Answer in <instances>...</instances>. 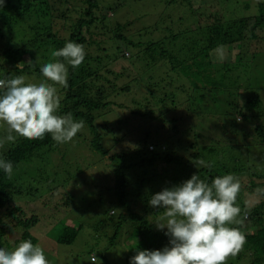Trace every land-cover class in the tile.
<instances>
[{
    "label": "trees",
    "instance_id": "1",
    "mask_svg": "<svg viewBox=\"0 0 264 264\" xmlns=\"http://www.w3.org/2000/svg\"><path fill=\"white\" fill-rule=\"evenodd\" d=\"M219 1L223 4L231 1L237 4L242 2V0ZM101 2L102 0H4L3 6L0 7V24L4 26L3 29L13 30L15 25L23 27L24 20L31 18V16L35 20L27 26L28 29L26 27V30L20 29L18 31L17 36L22 35V37L17 39V42L16 39L9 41L5 49L0 52V57H3V61H0V78L10 79L32 74L38 79L44 80L45 78L39 72L40 65L62 59L52 57V50L64 47L68 41L84 46L86 56L82 64L74 69L68 66V86L65 88L57 85L61 97L58 114L71 113L75 120H83L84 126L90 130L88 133H84L86 135V138L83 137L86 139L84 143H88L87 145L91 149L99 151L104 158L116 163L115 168L111 170V202L104 215L113 217L116 215V211L122 212L115 224V232H119L126 224L131 230L132 244L138 246L134 253L127 257L126 264H129L130 258L136 254L137 250H160L169 243V238L164 234L166 230H156L144 217V213L147 212H153L156 215L164 213L163 208H153L149 205L148 201L151 195L160 192L163 188L180 184L194 173H197L201 179L209 184L215 177L225 175L226 171L228 172L226 167L222 165L219 168L217 163H213L214 158L220 152L219 147L232 149L238 146V148H243V152H249L250 147L255 146L263 152L264 108L262 100L257 94H252L255 96L244 99L238 93V100L236 101L238 104L233 105L231 109L235 110L236 122L243 121L244 125L241 128L237 127L234 131L222 127L226 135L223 142L220 139L210 148L203 147L201 150H195V155L189 156L186 162H183V154L187 153V150L184 153H179L183 146L181 139H178L177 145H173L175 148H168L164 143L155 144L151 141L154 134L152 129H156L155 131L160 133V130L166 125H170V132L168 130L160 134L165 138L174 137L175 134L181 135L178 120L182 115L179 114L177 118L169 115L168 112L178 109L182 102H171L172 105L168 111L166 101L159 98L154 99V97L159 96H154L153 92L149 91L153 101L148 100L147 103L142 101L130 115L122 114L126 105L115 103L114 98L132 92L131 90L135 88L136 83L129 85L127 76L122 79L121 74H113L114 83L104 78L106 83L110 84L109 88H105L103 84L99 85L102 78L101 75L97 74V66L102 65L103 61L106 60L103 59V56L107 55L101 56L105 51L104 48H97L100 52L97 56L91 50V47L98 46L99 34L95 30L100 28L107 34L109 31L106 28H113V44L116 43V45L122 43L131 44L134 47H141V45L133 44L122 35V31L125 32V25H111L109 23L112 13L104 12ZM180 2H185L186 6L189 7L186 8V10L188 9L186 16L189 17V25L192 26L185 28L184 36H189L190 39L187 38V42L182 43L183 48L181 47V53L177 55L178 58L176 56L171 57L167 62L170 64V72L176 75L173 81L176 79H182L184 83L189 81L194 87L195 93L190 102L198 103L207 97V93L211 94L215 90L221 92L223 89L225 94L224 86L227 84L234 85L221 75L220 72L223 71L215 68L210 54L220 48H231L236 45L239 48L238 61L224 63L223 66L225 71H232L240 67L245 59V54H250L253 51L254 43L257 42V38L262 32L264 3H259L258 15L227 20L216 6L219 3L217 1L209 0L208 3L197 8L191 6L189 0H181ZM181 19L183 20V17ZM0 34H2L1 27ZM175 37L180 39L182 34L175 35ZM149 46L150 44L147 48ZM151 47L155 48L157 44L152 43ZM123 57H128L127 53ZM36 58H38V62ZM109 59L113 61L111 56ZM65 63L67 62L65 61ZM219 78L220 80H218ZM115 80H123L124 84L118 86ZM203 86H205L204 90L199 91ZM162 90L163 87L158 88L159 92ZM239 99H243V101L240 103ZM178 102L179 104H177ZM213 103L216 104L214 100ZM227 106L229 107L228 104ZM112 110L118 112V117L113 116L104 120ZM229 113L230 109L225 115ZM99 117H103V121L97 122L96 119ZM143 119L151 123L159 122L160 125L153 126L148 123V128L144 129L139 143L123 153L109 156V153L102 148L101 132L110 136V133L115 130L124 131L125 137H130V134L127 133L130 129L133 130L130 124L132 125L134 122L137 125V122ZM248 128L251 129V133ZM7 134V126H2L0 138ZM192 136L195 139L200 138L199 133H192ZM248 139L251 140L248 141ZM52 142L51 136L46 134L44 137L31 140L18 137L14 143L5 141L0 146V155L13 163L11 177L0 171V246L6 249L11 250L22 240H31L34 245L37 244V239L30 232L31 228L38 222L37 217H29L22 208L14 205L16 197L23 194V188L17 184L16 180L20 179V176L15 177L16 174L14 175V173L22 165H25L26 168H32L31 163L37 159L35 157L44 148L52 146ZM115 142L119 143L120 141ZM192 145L191 143L190 149L194 147ZM211 148L214 152L211 151ZM203 152H209L215 157L207 158ZM202 156L208 159L204 162L206 166L188 167L201 161ZM233 161L236 163V157H233ZM159 163L162 166H158ZM185 166L187 170L184 175V171L179 172L176 169L178 167V169H182ZM43 171L41 179H46V170ZM234 172H249L251 179L264 180V169L257 165L246 169L242 166H235ZM54 175H58V173L52 171L50 174L49 172L50 177L54 178ZM131 175L135 176L134 180H137L133 185L134 191L129 188L130 178L128 177ZM130 180L134 181L133 177ZM47 181L51 183L52 180L48 178ZM47 185L45 183V186ZM247 188V196L256 198L255 203L250 205L247 200L243 199L242 201V194L239 195L238 193L235 205L239 207L240 212L231 227L244 231L255 227L257 230L252 233H244L246 242L239 252L226 258L225 264H264V193L256 191L257 188H264V182L256 183L251 180ZM65 204L67 205V202ZM243 223H247V225ZM62 227V233L56 235V242L61 245L72 244L76 240L79 230L71 227L70 224H64Z\"/></svg>",
    "mask_w": 264,
    "mask_h": 264
},
{
    "label": "rangeland",
    "instance_id": "2",
    "mask_svg": "<svg viewBox=\"0 0 264 264\" xmlns=\"http://www.w3.org/2000/svg\"><path fill=\"white\" fill-rule=\"evenodd\" d=\"M180 1L102 0L101 6L104 12L112 13L109 23L111 25H125V32L122 31V35L133 44H140L141 47L123 43L113 44V28L107 27L106 30L109 31L107 34L100 28L95 30L99 34V38H96L98 46L91 47V50L97 56L100 54L97 48H104L105 51L101 56L107 55L103 56V59L106 60H102V65L97 66V74L101 75L102 78L99 85L103 84L105 88H109L110 84H107L105 80L114 83L113 74H121L122 79L127 76L129 85L136 83L135 88L131 90L132 92L114 98L115 103L126 105L122 114L130 115L142 101L146 103L148 100L153 101L149 91L153 92L154 96H159L154 97V99L159 98L166 101L168 111L171 108V102H182V104L177 103L180 105L178 109L168 112L169 115L177 118L179 114L182 115L178 120L181 135L175 134L174 137L165 138L160 133L163 134L168 130L170 132L171 126L166 125L162 129L163 131L160 130V133L156 132V129H152L154 134L151 141L155 144L164 143L168 148H175L173 145H177L178 139H181L183 146L179 153H184L187 150L189 154H183V162H186L189 156L195 155V150H201L203 147L210 148L220 139L223 142L226 135L222 127L234 131L237 127L241 128L244 125L243 121L236 122L235 110L231 109L233 105L238 104L236 102L238 93L244 99L255 96L252 94H257L261 98L264 108V26L257 42L254 43L253 51L250 54H245L243 63L235 70L225 71L223 65L238 61L239 48L236 45L211 52L210 56L215 68L223 71L220 72L221 75L234 85H225V94L223 89L221 92L215 90L211 94L207 93V97H204L201 102H190L191 98L195 96L194 87L189 81L185 83L182 79L173 81L176 75L170 72V64H168L169 58L177 57L181 53L182 43L187 42V38L190 39L189 36H184L185 28L192 26L189 25V17L186 16L188 13L186 8L189 7L186 6L185 2ZM189 1L194 8L209 2V0ZM214 1L219 2L216 6L227 20L258 15V5L261 2L264 3V0H242L240 4L233 3L234 1L224 4L219 0ZM26 19L24 20L25 23H22L23 27L15 25L13 30L8 31L3 29L4 26L0 24L2 29L0 52L5 49L9 41L16 39L17 42V39L22 37V35L17 36L18 31L20 29L26 30V27L35 20L32 16ZM178 34H182V38H176L175 35ZM152 43H156L157 47H151ZM149 44L150 46L147 48ZM125 53L128 57L124 58ZM110 56L113 61L109 59ZM0 61H3L2 56ZM129 74L131 75L130 78ZM24 77L27 82L33 83H39L43 80L32 74ZM115 82L118 86L124 84L123 80H115ZM55 86L57 87V85ZM159 87H163L162 92L158 91ZM204 87H201L199 91L204 90ZM213 100L216 104L213 103ZM242 101L243 99H239L240 103ZM228 109H230V113L225 115ZM117 114L118 112L112 110L104 120L113 116L116 118L118 117ZM102 118L99 117L96 121L101 122L103 121ZM148 123L151 122L146 119L138 121L137 125L132 122L130 126L133 130L130 129L127 132L130 137H125L124 131L115 130L110 133V136L101 132L102 148L109 153V156L133 148L141 140L144 129L148 128ZM151 124L153 126L160 125L159 122H152ZM2 126L5 124L0 122V129ZM89 131V128L84 126L71 142L56 143L53 141L52 146L44 148L35 157L37 159L31 163L32 168H26L25 165H22L14 173V175L16 174L15 177L20 176V179L14 178L17 180V184L23 188L22 196L16 197L14 205L22 208L29 217H37L38 222L31 228L30 232L37 239L36 245L44 250L49 264H92L91 257L93 255H96V264H126L127 257L138 248L136 244H132L131 230L126 224L119 232H115L114 227L122 214L121 211H116V215L113 217L104 215L111 202V170L115 168L116 163L104 158L99 151L91 149L87 145L88 143H84L86 141L84 133ZM248 131L251 133L250 128ZM192 133H199L200 138H193ZM117 140L120 142L116 143ZM250 140L248 139V141ZM191 143L194 146L192 149H190ZM229 148L221 149L219 147L220 152L217 157L209 152H205L207 155L203 153L207 158L215 157L213 163H217L219 168L224 165L228 170L226 174H232L239 180L241 200L245 199L252 205L256 198L247 196V186L251 180L256 183L264 182V180L251 179L249 172H234V168L235 166H242L246 169L257 165L264 169V151L261 152V149L255 146H251L249 152H243V148H238V146ZM231 150L233 151L231 152ZM206 157L202 156L201 160L206 162L208 160ZM233 157H236V163L233 161ZM158 166H162V164L159 163ZM186 166L182 169H178L179 167L176 169L179 172L184 171V175L187 170ZM199 166L200 164L195 162L188 167L199 168ZM51 169L54 173H58V175H54V178L49 176V172L52 174ZM43 170H46V179H41ZM132 177L134 180L135 176L133 175L128 178L131 179ZM48 178L52 180L51 183L47 181ZM130 179L129 188L134 191L133 185L137 180L131 181ZM45 183L48 185L45 186ZM144 217L156 230L159 229L155 223H166V220L161 219L163 214L156 215L153 212H147L144 213ZM244 218L246 219V217ZM233 223L228 226L231 227ZM64 224H70L71 227L79 230L77 238L72 244L61 245L56 242V235L62 233ZM243 224L247 225V223ZM256 230L257 228L251 227L246 231H240L244 234Z\"/></svg>",
    "mask_w": 264,
    "mask_h": 264
},
{
    "label": "clouds",
    "instance_id": "3",
    "mask_svg": "<svg viewBox=\"0 0 264 264\" xmlns=\"http://www.w3.org/2000/svg\"><path fill=\"white\" fill-rule=\"evenodd\" d=\"M3 3L0 0V7ZM51 56L62 59L40 65L39 72L45 79L39 83L27 82L24 76L0 78V122L8 130L0 138V146L5 141L14 143L18 137L31 140L46 134L56 143H68L83 129V120H75L71 113L58 114L61 97L55 85L68 86V66L74 69L82 64L84 46L68 41L52 50ZM198 163L206 166L202 160ZM0 171L8 177L13 173V163L3 155ZM240 187L232 174L217 176L209 184L194 173L180 184L151 195L149 205L164 209L161 219L166 223L155 224L159 230L166 229L169 243L160 250H137L129 264H225L226 258L239 252L246 242L238 228L228 226L240 212L235 205ZM256 191L264 193V188ZM91 261L96 264V255ZM0 264L49 261L40 246L22 240L11 250L0 246Z\"/></svg>",
    "mask_w": 264,
    "mask_h": 264
},
{
    "label": "built area",
    "instance_id": "4",
    "mask_svg": "<svg viewBox=\"0 0 264 264\" xmlns=\"http://www.w3.org/2000/svg\"><path fill=\"white\" fill-rule=\"evenodd\" d=\"M151 149V148H150Z\"/></svg>",
    "mask_w": 264,
    "mask_h": 264
}]
</instances>
